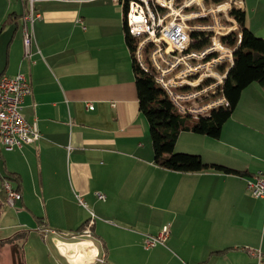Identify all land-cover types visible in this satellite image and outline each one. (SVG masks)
Segmentation results:
<instances>
[{"label": "crops", "instance_id": "crops-1", "mask_svg": "<svg viewBox=\"0 0 264 264\" xmlns=\"http://www.w3.org/2000/svg\"><path fill=\"white\" fill-rule=\"evenodd\" d=\"M258 2L243 0L252 32L261 31L252 27L262 25L253 23ZM33 6L40 17L29 24L34 39L27 55V2L0 0V75L25 76L31 93L21 113L40 132L31 144L0 145V250H22L33 238L43 246L48 239L54 264L264 258V196L246 185L264 169V85L242 89L218 138L182 131L174 146L246 174L161 167L139 111L120 3L33 0ZM7 174L21 193L12 206L4 203ZM163 226L169 228L164 242L145 248V236Z\"/></svg>", "mask_w": 264, "mask_h": 264}, {"label": "built area", "instance_id": "built-area-1", "mask_svg": "<svg viewBox=\"0 0 264 264\" xmlns=\"http://www.w3.org/2000/svg\"><path fill=\"white\" fill-rule=\"evenodd\" d=\"M26 2L22 38L25 54L30 55L34 34L29 24L40 13L35 10L33 0ZM224 3V0H129L127 30L136 41L138 61L155 71L156 82L181 112L198 116L225 103L222 85L242 33L234 13L241 7L233 9L228 4L223 9ZM150 7L160 10V26H152ZM232 32L237 39L234 47L221 39ZM202 37L206 38L203 45L191 46ZM29 93L30 84L21 72L0 75V145L5 149L31 144L40 137L36 121H26L21 113L23 98ZM87 106L92 108L91 103ZM246 185L253 196H264V169L246 179ZM2 189L4 201L10 206L21 196L7 178L2 180ZM168 232L169 228L163 226L157 234L146 235L144 247L163 243ZM257 264H264L260 253Z\"/></svg>", "mask_w": 264, "mask_h": 264}, {"label": "trees", "instance_id": "trees-1", "mask_svg": "<svg viewBox=\"0 0 264 264\" xmlns=\"http://www.w3.org/2000/svg\"><path fill=\"white\" fill-rule=\"evenodd\" d=\"M117 1L122 8L125 39L131 53L138 107L148 123L156 163L161 167L181 172L219 170L226 173L246 174V171L236 170L223 164L206 162L198 153L175 151L174 146L182 131L218 138L222 125L231 116L238 103L242 89L252 82L264 85V38L256 36L245 25L243 11L234 12L242 34L234 49L233 61L222 85L221 94L225 98V103L212 107L206 114L193 116L190 113L179 111L166 91L156 82L155 71L139 63L134 47L136 41L127 30L126 11L129 0ZM221 39L229 46L236 45L235 32L222 36ZM205 41L206 38L202 37L191 46L200 47ZM3 178L10 181L14 179L13 174H7ZM1 203L0 200V206ZM7 239L4 241L11 240V238Z\"/></svg>", "mask_w": 264, "mask_h": 264}, {"label": "rangeland", "instance_id": "rangeland-1", "mask_svg": "<svg viewBox=\"0 0 264 264\" xmlns=\"http://www.w3.org/2000/svg\"><path fill=\"white\" fill-rule=\"evenodd\" d=\"M224 2L225 3L223 5V9H226L228 7V4H230L233 9L241 7V11L244 10L243 0H224ZM240 9H236L234 10V12L240 11ZM150 15L152 16V26H160V10L157 7H154V10L151 9ZM260 20H262V25L252 27H254L255 29L256 27H258L259 29H261V31L264 32V0H259L258 13H255V15L253 16V23H258ZM261 31L258 30V32H253L256 36L261 37ZM174 150L194 153L189 150H176L175 148ZM4 203L7 204L6 202ZM1 225L2 224H0V227L2 228L3 226ZM52 250V246L48 242V239L46 245L43 246L42 243H39L37 239L34 240L32 238L28 240V242H26V245L22 247V250L18 246L8 247L7 252L4 248L1 249L0 264H54L53 255L51 253Z\"/></svg>", "mask_w": 264, "mask_h": 264}, {"label": "bare ground", "instance_id": "bare-ground-1", "mask_svg": "<svg viewBox=\"0 0 264 264\" xmlns=\"http://www.w3.org/2000/svg\"><path fill=\"white\" fill-rule=\"evenodd\" d=\"M225 6H226V5H225ZM151 9L154 10V8H153V7H150V13H151Z\"/></svg>", "mask_w": 264, "mask_h": 264}]
</instances>
